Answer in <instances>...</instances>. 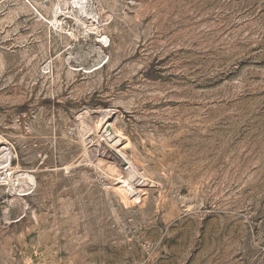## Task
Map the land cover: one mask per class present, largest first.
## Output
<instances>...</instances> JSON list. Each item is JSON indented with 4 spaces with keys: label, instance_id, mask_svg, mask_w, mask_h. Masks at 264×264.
<instances>
[{
    "label": "rangeland",
    "instance_id": "1",
    "mask_svg": "<svg viewBox=\"0 0 264 264\" xmlns=\"http://www.w3.org/2000/svg\"><path fill=\"white\" fill-rule=\"evenodd\" d=\"M82 2L0 0V264H264V0Z\"/></svg>",
    "mask_w": 264,
    "mask_h": 264
},
{
    "label": "bare ground",
    "instance_id": "2",
    "mask_svg": "<svg viewBox=\"0 0 264 264\" xmlns=\"http://www.w3.org/2000/svg\"><path fill=\"white\" fill-rule=\"evenodd\" d=\"M72 4L77 5L79 7V13L83 14L85 12L84 6H83V2L82 0H71ZM6 157V155H5ZM5 157L3 156L2 159L5 161ZM7 158V157H6ZM7 160V159H6ZM1 162V161H0ZM7 172V171H6ZM9 172V171H8ZM11 172V171H10ZM10 176V175H9ZM2 177V176H0ZM7 178V177H6ZM30 181V180H29ZM13 183V182H12ZM29 183V182H28ZM14 184V183H13ZM22 184V183H21ZM13 186V185H12ZM21 186V185H20ZM14 188V187H13ZM18 189V188H17Z\"/></svg>",
    "mask_w": 264,
    "mask_h": 264
}]
</instances>
